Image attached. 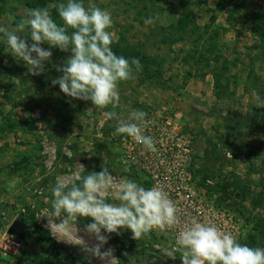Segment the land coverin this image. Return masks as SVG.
Returning a JSON list of instances; mask_svg holds the SVG:
<instances>
[{"label": "rangeland", "instance_id": "obj_1", "mask_svg": "<svg viewBox=\"0 0 264 264\" xmlns=\"http://www.w3.org/2000/svg\"><path fill=\"white\" fill-rule=\"evenodd\" d=\"M59 2L0 0V26L11 29L26 8L35 7H48L62 24L52 7ZM83 2L85 7L95 4L111 13L113 26L108 30L115 34L113 51L119 55L115 46H128L132 52L124 57L138 58L142 71L135 79L119 82L116 108L109 105L101 110L90 101L65 96L58 85H52V79L61 75L57 67L70 51L52 48L45 71L33 76L19 57L5 50L0 33V245L9 226L21 216L34 218L51 235L47 218L39 216L51 208L57 178L76 172L78 163L85 166L82 175L106 166L113 176L144 186L145 169L123 164L129 143L134 146L135 141L114 135L117 120L103 113L115 111L127 119L140 109L148 121L152 112L169 105L172 124L152 125L154 131L172 132L163 139L164 161L158 167L168 174H162L159 184L172 189L169 175L184 172L188 189L196 192L191 191L199 211L205 208L210 221L240 243L264 247V107L252 95L255 91L264 98V37L252 16L264 15V0ZM147 18L153 22L145 24ZM182 18L187 20L186 29L178 25ZM19 34L27 37L28 30ZM28 42L32 43L30 38ZM39 123L44 125L41 129ZM176 132L180 134L175 137ZM175 144L179 147L171 151ZM168 151L174 154L166 156ZM153 159L150 170L161 161ZM225 184L229 187L224 191ZM255 202L260 205L254 207ZM77 227L84 226L78 223ZM115 234L133 246L122 250L108 239L105 248L114 249L117 264H182L179 254L172 260L157 249L175 245L161 231L139 241L132 239L130 230ZM53 238L63 249L30 234L18 253L3 254L0 249V264H103L79 246Z\"/></svg>", "mask_w": 264, "mask_h": 264}, {"label": "clouds", "instance_id": "obj_2", "mask_svg": "<svg viewBox=\"0 0 264 264\" xmlns=\"http://www.w3.org/2000/svg\"><path fill=\"white\" fill-rule=\"evenodd\" d=\"M52 7L62 24L53 19L48 7H35L26 8L11 29L0 26L5 50L19 57L33 76L45 71L52 48L70 51L71 55L57 67L61 75L52 79V85H58L65 96L90 101L98 109L109 105L116 108L120 102L119 82L135 79L143 66L138 58L129 60L113 51L115 34L108 30L113 26L111 13L95 4L85 7L83 0H60ZM144 22L151 24L153 20L147 18ZM26 29L27 37L19 34ZM45 43L48 49L41 47ZM252 95L264 107V98L255 91ZM103 114L117 120L114 135L131 138L149 152H158L155 139L144 131L148 123L145 111L133 110L127 119L115 111ZM43 126L38 124L40 129ZM101 167L99 172L82 175L85 166L78 163L76 172L57 178L51 189V208L39 216L47 218L46 226L53 237L79 246L103 264H117L114 249L105 248L109 236L104 233L130 230L132 239L139 241L154 229H178L174 247L157 246L164 257L175 260L179 254L182 264H264V247L242 244L210 220L192 216L182 219L180 209L162 185L145 188ZM82 218H91L92 222L80 229L77 225Z\"/></svg>", "mask_w": 264, "mask_h": 264}, {"label": "built area", "instance_id": "obj_3", "mask_svg": "<svg viewBox=\"0 0 264 264\" xmlns=\"http://www.w3.org/2000/svg\"><path fill=\"white\" fill-rule=\"evenodd\" d=\"M172 110L173 108L170 107L169 105H163L159 108V110H157V112H152L151 116L148 117L149 118L148 124L151 126L147 127V132L145 133L146 135H150L155 139L156 141L155 146L158 149V152L153 154L151 152H148L147 154V150H144L145 148L136 142L134 146H132V144L129 143V146L125 151V159L123 161V164L128 165V167L131 168L145 169L148 177V182L150 183V188L155 185H161L159 184L158 180L163 179L162 174L164 175L165 173L168 174L164 168H159L158 165L162 166V161H164V158H161L162 155H165L162 154V150H161V147L163 146L162 143L164 136L171 137L172 135V132L166 131V128H163L162 130L158 128L157 131L159 130L160 132L154 131L153 126L155 124H159L161 126L162 125L170 126L173 121V119H171L170 117ZM162 113L165 114L166 116L164 117L159 116ZM179 134L180 132H176L175 137L178 136ZM125 147H126V143H125ZM178 147H179L178 144H175L170 150L173 151ZM168 154L173 155L174 153L168 151L166 156ZM154 157H156L158 161L160 158L161 161L159 164L156 161L155 164L156 168H152L153 166L151 165L150 168H152V170H150L149 164L154 160L153 159ZM149 159H151V161ZM173 168H175V166H173ZM169 176L171 178L170 184L173 185L174 187L172 189L169 188V190L166 191L169 193L170 198L176 203L177 207L180 209L179 214L181 215V218L186 219L187 217L192 216L202 221H209L210 220L209 214L207 216L208 211L205 208L202 211H199V206L197 207L195 204V199L193 198L192 196L193 194L191 193V191L194 193V195L196 192L193 187L188 189V183L185 180L186 174H184V172L180 173L177 171L173 173V176L172 175ZM181 176H183L184 179H182ZM188 179L190 180L191 177L188 176ZM184 187H186L188 190H184ZM206 217L208 220L207 219L205 220ZM156 231H161V230L154 229L152 233H155ZM161 232L165 236L170 237L173 242L176 241V235L178 229H168V230H163ZM2 239L4 242L3 245H0V249L3 251V254H16L23 249V240L10 235L8 232L5 233V236ZM174 246L175 245H173V247Z\"/></svg>", "mask_w": 264, "mask_h": 264}, {"label": "trees", "instance_id": "obj_4", "mask_svg": "<svg viewBox=\"0 0 264 264\" xmlns=\"http://www.w3.org/2000/svg\"><path fill=\"white\" fill-rule=\"evenodd\" d=\"M252 16H253L254 21H255L256 30L262 31L260 34L262 37H264V15L253 14ZM183 19L184 18H182L178 21V25L182 26L183 29H186L187 28V20L185 21V19L184 20ZM114 45H116V44H114ZM115 47H117L118 51H120L119 55L122 54L123 56H127L128 54H130L132 52V50L128 46H125V45H118ZM219 79H221V76L218 77L217 81H219ZM143 187L150 188V183L145 182ZM228 187H229V185H227V184L223 185V190L224 191L227 190ZM259 205H260L259 202L254 203V207H258ZM21 217H23V216H21ZM25 221L31 227L30 234L36 235L42 241L47 242L48 244H50V246H52L56 249H60V250L63 249L62 246L60 244H58L56 242V240L47 232V230H45L41 225H39L38 222L34 218H32V220H26V218H25ZM91 222H92L91 218H82L79 221V224L85 226V224L91 223ZM104 234L108 235L109 240L114 245H116V246L119 245L122 250L127 251L133 247L132 244H130L127 240H123V238L117 236L115 233H112V234L104 233ZM83 264H86V263H83Z\"/></svg>", "mask_w": 264, "mask_h": 264}, {"label": "water", "instance_id": "obj_5", "mask_svg": "<svg viewBox=\"0 0 264 264\" xmlns=\"http://www.w3.org/2000/svg\"><path fill=\"white\" fill-rule=\"evenodd\" d=\"M30 229V225L27 224L23 217H20L9 226L8 233L18 239L24 240L30 234Z\"/></svg>", "mask_w": 264, "mask_h": 264}]
</instances>
